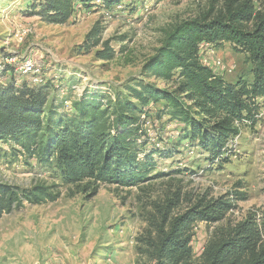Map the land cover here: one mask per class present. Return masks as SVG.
<instances>
[{
  "label": "trees",
  "instance_id": "obj_1",
  "mask_svg": "<svg viewBox=\"0 0 264 264\" xmlns=\"http://www.w3.org/2000/svg\"><path fill=\"white\" fill-rule=\"evenodd\" d=\"M81 1L89 6L88 0ZM121 1L102 0L110 11ZM26 8L28 16L62 25L73 15L75 2L31 0ZM103 32V24L96 21L78 51L87 54L100 47L95 51L98 60L114 59L118 51L103 41ZM204 42L213 48L229 44L235 53L243 54L251 77L228 82L202 64L198 52ZM124 49L121 45L119 52ZM12 72L0 83V145L9 147L12 160L22 155L25 164L34 160L50 170L60 184L38 182L21 187L0 180V217L24 202H54L61 185L73 188L72 194L92 197L102 185L136 187L178 173L157 171L151 159L155 152L172 154L150 141L145 123L152 117L165 116L167 122L179 125L177 147L195 150L207 162L222 167L229 165L233 139L243 126H255L261 108L258 102H264V0H211L194 17L163 27L157 46L142 64V78H130L119 86L108 84L105 90L85 88L73 98L69 112L63 109L64 100L55 103L49 98L50 79L37 85L26 80L16 84ZM149 143L152 149L145 154ZM176 146L175 152L180 153ZM178 199V192L167 199L140 241L139 253L153 264H264V239L252 217L215 231L195 263L194 225L219 222L235 205L223 196L199 198L184 213L171 216V200Z\"/></svg>",
  "mask_w": 264,
  "mask_h": 264
},
{
  "label": "rangeland",
  "instance_id": "obj_2",
  "mask_svg": "<svg viewBox=\"0 0 264 264\" xmlns=\"http://www.w3.org/2000/svg\"><path fill=\"white\" fill-rule=\"evenodd\" d=\"M30 1L0 0V61L8 55L17 60L35 59L43 81L50 79L53 83L49 98L55 103L64 100L63 109L69 112L71 101L85 88L105 90L108 84L119 86L130 78H142V64L157 46L161 29L194 17L207 9L211 0H122L111 11L103 7L102 0H88V7L81 0H73L75 11L62 25L46 24L37 16L24 14ZM96 21L104 26L103 41H109L118 51L110 61L95 57L100 47L87 54L77 49ZM20 29L26 30L22 37ZM120 37L123 41L118 40ZM121 45L125 46L122 53ZM214 49L203 56L212 61L210 67L225 81L251 77V66L244 62L243 54L235 53L229 44ZM13 75L16 80L33 84L29 78ZM4 76L0 73V83L5 81ZM158 86L164 85L158 82ZM263 103L258 102L261 108L255 126H243L233 139L229 165L222 167L207 162L195 150L177 147V123L167 122L165 116L147 120L150 141L160 151H172L171 155H151L157 171L178 173L136 187L102 185L92 197L72 194L73 188L61 185L60 197L54 202H24L0 217V264H153L139 253L140 241L153 220L159 218V209L176 192L179 199L171 200V216L184 213L199 198L223 196L235 205L219 222L194 225L191 247L195 263L215 231L230 229L249 217L259 225L264 239ZM173 145L181 152H175ZM4 153L6 156L1 157ZM17 157L18 161L12 160L9 147L0 145L1 181L21 187L38 182L59 183L50 170L36 165L34 160H28L27 165L24 156ZM235 192L244 195L236 197Z\"/></svg>",
  "mask_w": 264,
  "mask_h": 264
},
{
  "label": "built area",
  "instance_id": "obj_3",
  "mask_svg": "<svg viewBox=\"0 0 264 264\" xmlns=\"http://www.w3.org/2000/svg\"><path fill=\"white\" fill-rule=\"evenodd\" d=\"M25 33L26 30L24 29L19 30L20 37H22ZM212 50L215 49L208 43L204 42L200 44L198 57L202 64L210 66V63H212V61H208V59L203 55L205 54L206 56V54H210L209 52H212ZM219 64V61H217L216 65ZM7 67H10L13 70V73L18 77H25V79L29 78L33 84H38L43 81V77L40 74V65L35 59L21 57L19 60H17L16 57L8 55L3 58L2 61H0V73L7 69ZM18 82L19 80H17L15 83L17 84Z\"/></svg>",
  "mask_w": 264,
  "mask_h": 264
},
{
  "label": "crops",
  "instance_id": "obj_4",
  "mask_svg": "<svg viewBox=\"0 0 264 264\" xmlns=\"http://www.w3.org/2000/svg\"><path fill=\"white\" fill-rule=\"evenodd\" d=\"M9 76H10V75H9V72H6V73H5V76H4L3 78H4L5 80H7V79L9 78Z\"/></svg>",
  "mask_w": 264,
  "mask_h": 264
}]
</instances>
